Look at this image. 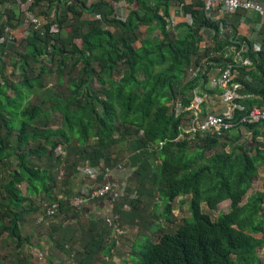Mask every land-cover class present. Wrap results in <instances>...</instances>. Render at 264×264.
Segmentation results:
<instances>
[{
  "label": "trees",
  "instance_id": "trees-1",
  "mask_svg": "<svg viewBox=\"0 0 264 264\" xmlns=\"http://www.w3.org/2000/svg\"><path fill=\"white\" fill-rule=\"evenodd\" d=\"M12 1L0 0V38L20 22L3 8ZM118 2L128 10L124 21ZM174 9L185 19L171 26ZM28 11L42 28L17 45L0 41V264H30L42 251L45 259L60 252V264H116L127 229L137 239L123 264L131 256L132 264H264V192L248 196L260 170L264 176L261 125L190 140V113L176 111L222 92L205 86L212 69L236 64L231 47L251 61L236 65L245 96L236 117L263 106L264 25L255 49L238 37L243 11L211 20L198 0H33ZM248 132L250 142L242 140ZM89 167L100 170L97 187L106 169L129 173L112 202L126 233L113 236L106 219L84 222L69 205ZM179 198L190 214L177 222ZM227 201L230 212L214 220Z\"/></svg>",
  "mask_w": 264,
  "mask_h": 264
},
{
  "label": "built area",
  "instance_id": "built-area-1",
  "mask_svg": "<svg viewBox=\"0 0 264 264\" xmlns=\"http://www.w3.org/2000/svg\"><path fill=\"white\" fill-rule=\"evenodd\" d=\"M14 1H16L18 5L22 6V11L25 17L24 19H22V22L15 28L7 26L5 28L4 36L0 38V41H7L8 43L17 45V42L20 39L26 37L29 34L30 28H42V26L44 25V20L38 16H35L34 14H31L28 11V8L33 3V0H13L12 2L6 3L3 8L13 9ZM198 1L202 3V9L206 17L210 18L211 20H215L216 18H220L226 14H233L237 11L255 12L259 16L264 18V2H260L257 0ZM215 12L217 14H215ZM117 16L123 21L126 18V16L122 14H119ZM175 20V16H171L169 18L171 26H174L176 24ZM18 28L22 30L21 33H17ZM254 48L259 49L257 45H255ZM242 52V49L235 50V47H231L228 50V53L234 54V62L236 64H229L224 69H215L218 75L215 79L216 85L222 90V92L218 95V99L221 104L224 105L225 110L223 112L216 113L215 110H210L204 113L202 109H200V105H202L205 95H203V98L196 96V98H194L186 108H184L181 103L177 104V112L180 113L183 111H188L190 113L192 123L189 128L185 129V133L189 135L190 139H195L198 134H210L220 138L228 131L235 129L237 125L264 124V105L253 106L250 108L246 115L239 118L236 117V112L243 110V106L239 104V101L243 100V98L245 97L240 93L241 84L235 80L237 76L236 65L248 66L251 64V61L248 58L242 57ZM10 67L11 65L8 64V68ZM197 73V70H190V79L195 78ZM196 93L197 92L195 90L194 95H196ZM80 170L84 176H89L92 179H95L100 171L99 169L92 167L82 168ZM112 173V170L106 169L105 179L107 180V183L102 187L94 189L89 195L91 199L106 197L116 188L119 190L120 194L124 193L126 182L123 181L121 183H115L112 180L113 176L112 178L110 177ZM85 200L86 199H84L83 197H73L70 199L69 205L73 208H80L84 204ZM56 207L57 203L49 206L47 208L46 215L48 217L53 216L56 211ZM128 209L129 208H127V210ZM118 218V215L112 213L111 216L106 218V221L109 226H115L116 234L122 235L125 231L121 228L116 227ZM41 257L42 255L41 253H39V258ZM260 257L264 260V250L261 252Z\"/></svg>",
  "mask_w": 264,
  "mask_h": 264
},
{
  "label": "crops",
  "instance_id": "crops-1",
  "mask_svg": "<svg viewBox=\"0 0 264 264\" xmlns=\"http://www.w3.org/2000/svg\"><path fill=\"white\" fill-rule=\"evenodd\" d=\"M257 1L264 2V0H257ZM13 10L17 13V16L18 15L20 16L21 18L20 21H22V19H24L22 6L18 5L17 2L14 1ZM115 10H116L115 13L117 15L122 14V15L127 16L128 14V10L126 9L124 2L115 3ZM181 14H182L181 10L178 9L176 12V16L179 18V15ZM215 14L217 13L215 12ZM237 15H240V17H238V20H239L238 37L239 36L244 37L245 39H248L253 44L254 47L255 45L260 47L261 46V42L259 40L260 30L264 25V18L259 16L255 12H246V11L240 12ZM21 31L22 30L18 28L17 33H21ZM201 47H203V44ZM10 72H11L10 68H7V73H10ZM210 72H211V76L209 77V82L206 84L205 88L214 90L218 88L216 85V81H215L218 75L215 69H212ZM202 94L205 95V98H204V103L200 105V108L203 110L204 113L210 110H215L216 113H221L225 110L224 105L221 104V102L219 101L217 94H206V93H202ZM260 125H261L260 127L261 135L260 137H258V142L263 144L264 143V126H263L264 124H260ZM245 140L250 142V133L249 135H247ZM119 173L122 174L121 171H118V172L113 171L112 180L116 183H119L120 179H122V177H119ZM94 188H96V185L93 184V181H92V182H87L83 184L82 183L77 184L74 189L76 193L78 194H87L89 191L93 190ZM258 192L261 193V190ZM262 192H264L263 189H262ZM114 194L115 193H113L112 195ZM112 208L113 206L111 205V200L109 198L103 201L101 200H96L93 202L87 201L79 209V212H80L82 221L87 222V220L91 218L94 220L106 219L107 217L111 216V214L113 213ZM62 220L63 218H61V221ZM113 236H115L114 232H113Z\"/></svg>",
  "mask_w": 264,
  "mask_h": 264
},
{
  "label": "rangeland",
  "instance_id": "rangeland-1",
  "mask_svg": "<svg viewBox=\"0 0 264 264\" xmlns=\"http://www.w3.org/2000/svg\"><path fill=\"white\" fill-rule=\"evenodd\" d=\"M182 16H183L182 14L179 15V17H182ZM184 18L185 17L183 16L181 19L184 20ZM10 70H11V68H10ZM213 82H214V80H213ZM242 135H243L242 140H245L247 135L245 133H243ZM121 172H122V174L119 173V177H122V179L126 182V179L129 177V173H127V170L124 169V168H122ZM61 175L62 174H60V176ZM112 176H113V173H112V175H110V177L112 178ZM263 180H264V176H263L262 171L260 170L259 173H258V180L253 184L252 189L248 193V196L253 195V193H257L260 190L262 192V188L261 187H262V184H263ZM85 182H88V181L85 180ZM21 190H22V192H24V186H21ZM182 199H184V198H179L178 201H176L175 204H174V217H173V219L175 221H177V222L181 221L185 217H188L189 214H190V212L188 211V205H181L180 200H182ZM229 202L230 201H227V202L221 204L219 206V208H218V211L216 213H212V216H213L214 220H217V218L219 217L220 214H223V213L226 214V213L230 212V205L231 204ZM246 202H247V198L245 199L244 203H246ZM203 208H204V211H206L208 213V208L206 206H203ZM40 218H38L37 221H39ZM34 226L35 225L32 224L28 229L26 228V230L24 232H28L29 233L30 232L29 229L31 227L37 229ZM30 230H32V229H30ZM126 231L128 232L127 234H125L124 236H120L117 239L118 240V244H117L118 248H117L116 251H114V256H115L114 260L116 261V264H123V261L126 260L127 257H128L126 254H128V252L130 251V247H131L132 243H134L135 240L137 239L136 231H132L130 229H127ZM126 231L124 233H126ZM144 241H146V240H144ZM42 249H44V250L46 249V244L44 242H43V248ZM27 251L32 255V254H35V252L37 250H35V247H31ZM4 254H6V253H4ZM4 254H2V255H4ZM48 254H49V251H48ZM41 255H42V257H41L40 260H39V258H37L38 260H35L34 258H36V257H33L34 255L31 256V259L29 258L30 264H60L61 261H65L66 260V258L60 252H58L57 254L53 253V255H51V257H49L50 259H48V258L45 259L44 258L45 255H46V252L42 251ZM130 259H131V263L130 264H132L136 260L135 256H133V257L131 256ZM70 263L71 262L66 261L63 264H70Z\"/></svg>",
  "mask_w": 264,
  "mask_h": 264
},
{
  "label": "clouds",
  "instance_id": "clouds-1",
  "mask_svg": "<svg viewBox=\"0 0 264 264\" xmlns=\"http://www.w3.org/2000/svg\"><path fill=\"white\" fill-rule=\"evenodd\" d=\"M177 10L178 9H176V10H174L173 11V13H172V16H175V18H177V16H176V12H177ZM24 14V13H23ZM19 16V15H18ZM20 17V16H19ZM25 17V15H23V18ZM19 20L21 19V18H18ZM15 22H17V20H15ZM22 21H20L18 24H20ZM8 68V64H7V67H6V69ZM11 68V71H12V66L10 67ZM8 74H10V73H8ZM178 104V103H177ZM184 134V133H183ZM184 135H187V134H184ZM188 139H190V137H189V135H188ZM191 140V139H190ZM122 169V168H121ZM122 171V170H121ZM83 177V179H85V180H88V179H91V181H94L95 179H97V177L95 178V179H92V178H90V177H86V176H82ZM86 177V178H85ZM91 181H89V182H91ZM109 181H111V180H109ZM124 180H120V182L119 183H121V182H123ZM85 183H87V182H85ZM107 183V180L105 179V181L101 184V186H99V187H102L104 184H106ZM83 184V183H82ZM96 188H98L97 186H96ZM96 188H94V189H96ZM93 189V190H94ZM93 190H91V191H89L87 194H78L77 193V196H74V197H83L84 199H86L85 200V202H87V201H89V202H93V201H96V200H100V199H104V200H106V199H109L110 198V200H111V205H112V202L114 201V199L117 197L116 196V192H115V189L109 194V195H107L106 197H102V198H97V199H91L90 198V193L93 191ZM113 193H115L114 195H112ZM73 198V197H72ZM71 199V198H70ZM84 202V203H85ZM83 206V205H82ZM81 206V207H82ZM113 206V205H112ZM80 207V208H81ZM80 208H75V209H80ZM112 210H113V208H112ZM129 210V209H128ZM127 210V211H128ZM117 215V214H116ZM49 218L50 217H48L47 218V220L46 221H48L49 220ZM115 231V230H114ZM114 235H116V231H115V234ZM39 252V251H38Z\"/></svg>",
  "mask_w": 264,
  "mask_h": 264
},
{
  "label": "water",
  "instance_id": "water-1",
  "mask_svg": "<svg viewBox=\"0 0 264 264\" xmlns=\"http://www.w3.org/2000/svg\"><path fill=\"white\" fill-rule=\"evenodd\" d=\"M114 234H115V231H114Z\"/></svg>",
  "mask_w": 264,
  "mask_h": 264
}]
</instances>
